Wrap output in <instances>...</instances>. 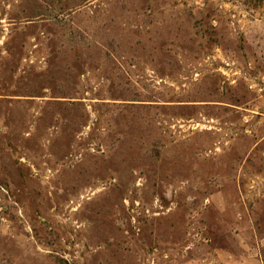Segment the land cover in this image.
Listing matches in <instances>:
<instances>
[{"label": "rangeland", "instance_id": "rangeland-1", "mask_svg": "<svg viewBox=\"0 0 264 264\" xmlns=\"http://www.w3.org/2000/svg\"><path fill=\"white\" fill-rule=\"evenodd\" d=\"M0 264H264V0H0Z\"/></svg>", "mask_w": 264, "mask_h": 264}]
</instances>
